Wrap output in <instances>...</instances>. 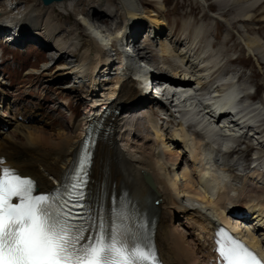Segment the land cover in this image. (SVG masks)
<instances>
[{
    "label": "bare ground",
    "instance_id": "bare-ground-1",
    "mask_svg": "<svg viewBox=\"0 0 264 264\" xmlns=\"http://www.w3.org/2000/svg\"><path fill=\"white\" fill-rule=\"evenodd\" d=\"M214 1H216L215 4L218 8L226 6L223 9H220V11L228 10L229 15L234 14L235 16H233L231 21H234L235 26H240V28L246 33H249L250 30L248 29V24L254 25L255 20H258L259 17L261 18L258 22L264 23V0H228L230 2L228 5L221 0ZM163 2H165V0H163ZM38 3L43 4L42 0H0V32L6 27L12 29L13 26L15 28L14 30L18 28V35H20V37L22 35L19 42L31 38L25 37L24 34H27L28 32L42 35L47 42L51 40L53 43H49L59 52L61 51L59 60H63V58L68 55L67 53H73V58L75 59L74 65L71 64V67L64 68L68 70L64 74L78 75L79 80H88L90 88L96 86L93 90H96L97 86L104 83L102 80L108 75L109 65L112 64V62H110L112 61V58L113 60L114 58H118L117 56L114 57V55L117 54L118 49L123 46L125 37V35L119 30H126L130 33V36L128 37L130 38V42L135 41L144 33L146 35L148 32L147 29L150 26L152 35L154 34V36L150 34L149 37L144 40V43L145 45L147 44L151 46V38L154 37L156 39L161 36L166 29V23L169 26L167 21L165 23L164 20L159 17L160 14L158 15L155 13L156 11L150 12L153 15L156 14V16L151 17L147 16L146 13H141L137 0H110L109 4L111 6L107 5L108 7L105 8V3L102 2L101 7L103 9L109 10L108 8L112 7V11L110 12H115L116 16L120 18V23H117L118 27L114 32H110L111 30L108 28V24L103 23L105 28H107V33L106 31L95 30L96 27L94 28V26H92V21H99L103 19V16H105V18H107V16L102 9L95 7L92 8L90 0H65L54 2L47 6L43 4L42 6L47 9L46 11L39 9ZM59 10L67 12L71 10L73 11V17H77V20H75L70 27L72 35L66 36L64 34L66 38H64V36L58 38V33L61 35L64 30L61 29L62 27L58 22L59 18L56 13ZM71 19L72 16L70 17V20ZM205 19L206 17L203 16L202 20ZM226 24L228 27L230 26V23L226 22ZM80 25L85 27L86 32L89 35L87 36L90 41L88 47L85 49L78 40L77 32H80ZM231 25L233 27L229 28L233 32L235 26L233 23H231ZM176 27L177 24L171 29V35H169V37L174 38L176 34H181L183 40H181L180 37L177 42L170 39L173 43L174 52V46H181L183 44L181 50H178L180 56L177 58V52H175V54L171 53L169 45L162 42V55H157L159 58V64L163 65L164 62L168 64L169 60H171L173 64L177 65V68L189 71H193L190 69H192V64L194 63L197 64L198 68L202 67V70L193 71L196 72V74H192L193 78L191 81L189 80L186 81L187 83L180 84H186L187 87L198 86L200 87V90H203L206 88V83H204L203 79L204 76L211 74V82H214L223 75L236 73L234 70L228 69L231 65H240L246 70L253 68V65L250 64V58L243 59L242 56L227 60V66L222 68L224 65L222 66L220 61L215 60L214 57H208L205 58V60L203 59L205 56H201L200 54L195 56L192 55L188 52V49L192 48L195 44V40L198 38L201 39L202 36L203 38L206 37L204 38L206 43L210 34L209 31H203L201 29L202 31L200 30L197 32L198 26L193 27L192 23H183V31H188L190 36L193 34L191 41L186 40V44L183 42L181 43V41H184L183 31L182 33L181 31L176 33ZM262 28L264 29V26ZM74 32L76 35L73 34ZM10 34H13V32ZM199 35L201 36L199 37ZM218 36L220 35L213 36L215 40V43L212 45L213 49L216 48L215 46L218 41ZM204 39L202 41L200 40L201 43L204 42ZM232 40L233 38L230 36L226 37L224 42L228 45ZM241 40L244 43H248V48L250 50L261 52L260 54L257 53V61H260L264 67V56H262L264 48L258 44V41L253 40L250 37ZM140 44H142V42ZM185 44L187 45L186 47H184ZM145 45H140L137 48L135 52L136 58L132 59L130 68H128L124 74L125 83L123 84L117 99L108 105L110 109L118 110L119 114L112 115L105 120L104 125H106L108 129L103 136V140L97 145L95 151L94 163L91 170L92 182L90 184L93 194V199L91 201L92 214H96L97 200L103 202L106 208H110L112 206V195L116 194L117 196H120L123 191L128 192L132 204L135 206V209L139 210V212H143L146 209L147 204L152 201V208L156 219L155 250L162 264H213V253L211 251L212 243L210 239L211 233L217 228L216 222L221 221L228 223L230 219L234 218L241 210L247 209V212L251 213L254 217L253 220H258V224L261 222V226H264V201L256 202L254 199L244 201L248 192L251 194L254 193L253 188L247 189V192H243L241 196L237 190H234V197L239 198L235 199V202L229 205L227 203L222 207L220 204V202H222L221 200H215L214 196L208 197L206 194L208 193L207 188L212 191L219 188V186H214V182L219 181L220 178H217L216 176L212 177L210 170H208L205 165L199 173V185L201 186L202 191L197 190L191 182L187 184L185 189H181L177 180L172 179L170 176V168L163 162V156L159 155L157 152V150L161 149L160 146H162L163 154L165 156L168 155L170 158H168L169 162L167 163H169L172 168H174L180 160V158L176 156V153L170 149L166 140H164V130L162 131V129L153 123V130L155 131L153 134L155 138L154 140L150 137V134H147L145 137L136 135L135 132L139 131V128L136 123L134 124L131 122L130 116L134 113L136 106L145 105L147 100L141 92L142 83L135 78L140 77L141 73L145 70H150L152 73L155 71L165 73L166 70H168L164 68L165 66L160 68L156 66L154 56H152ZM156 46H158V44ZM200 47L202 48V46ZM150 49L153 50V47L151 46ZM198 51L200 53L199 48ZM43 55L44 59L45 57L47 58L46 53H43ZM51 60H53V58ZM243 61L244 63H242ZM106 63L107 66L105 65ZM100 65H105L103 67L106 68L103 76L100 72ZM118 73L119 72L115 75L114 80L120 83L122 79H118ZM100 76L103 77L102 80L99 79ZM173 76L170 78L176 83L177 80H179L176 79L178 75L175 77ZM184 77L186 78L187 75L185 74ZM261 78H264V74L258 75L252 73L248 78V82L253 84L257 90H260L262 89V85L258 80ZM239 80H246L244 73L239 75ZM106 84L107 83H104L103 86L105 87ZM235 88V84L230 86L223 94L222 99L215 102L212 106L218 111H222L224 106L225 108H229L231 102L227 103L228 100L226 101V99L229 97L230 91H234ZM155 89H158V87H155ZM219 90V87L214 88L213 90H209V94L211 96L215 95ZM152 95L157 96L158 93L155 91ZM94 97L95 96L91 97V99L87 101L88 106L86 107V115L82 120V123L76 122L77 119L72 117L70 121L71 131L63 130V132L57 134L55 138L53 134L47 133L45 129L42 128L34 131L27 130V128H25V130L24 126L18 123V119L14 118L15 125L12 126L13 129L8 128L9 133L0 140V159L5 158V165L35 178L42 192L56 188V184L63 182L74 165L85 128L88 124L93 122V116L99 115L100 109H94V100L96 99ZM177 108L181 110L188 109V104L182 103L180 106H177ZM190 108L192 109L193 106H190ZM260 109L261 108H259L258 111H260ZM183 111L185 115H192V113L187 112V110ZM250 112H252L251 109ZM7 114L10 115V113ZM155 115H157V113ZM3 117L8 116L3 115ZM172 117L173 118L167 120V123L180 127V131H174V135L172 136L174 139L173 142L177 144V146H180V144L185 143V140H188L194 145L196 151L204 153L205 144L198 143L195 137H191L186 132V129L183 126H180L181 124L177 121V118L174 116ZM219 117L220 119H227L230 118V114L225 113L222 116L218 115L214 120H218ZM249 117H251L250 121L254 122L257 117L261 118L262 115L258 116V112H254ZM149 118L153 121L152 116H149ZM198 120L201 125H204L209 129V132H211L212 135H215L213 133L214 131H219V125L216 122H212V119L198 116ZM99 121L100 119H98V122ZM262 122H264V119ZM231 128L235 130V133L241 132V127L237 126V124L227 127L229 130H231ZM260 131L264 132V126ZM142 139L145 141L144 143H141ZM198 148H200V150ZM254 151H257L258 158H264V143L259 144L257 148L252 145L242 148L241 145H238L231 150L229 154L237 155L238 159L235 162L228 164L230 170H234V167H237L238 169H241L243 173L242 175H247L248 171L250 173V163L253 159L249 160V158L250 154ZM226 155H228V153H226ZM203 159L205 162V154ZM203 159L201 161H203ZM189 160L195 165V160H197L195 152L190 154ZM241 162H243L242 165H240ZM145 174L153 180L155 185L154 190L150 189L147 185L144 177ZM242 175L234 174V177L240 179ZM175 177H177V175H175ZM183 195L187 196L190 201H195L200 204L202 209L206 212L209 211V213H205L198 208H187V206L182 205L180 199ZM228 207H231L232 209L225 212L224 210H227ZM176 212H182L185 214V219L188 221V228L191 230L189 237L191 236L192 238H195L197 242L188 240L185 234L178 232L177 229L174 228ZM231 223L232 222H229L228 225L232 227ZM252 224L253 223H251V225ZM242 226L243 225L241 224H237L234 228L240 230L242 229ZM246 229L244 235L252 240L255 247L259 249L263 247L264 250V246H261L262 242L254 232H251L255 230V228L251 231L249 230V227H246Z\"/></svg>",
    "mask_w": 264,
    "mask_h": 264
},
{
    "label": "rangeland",
    "instance_id": "rangeland-1",
    "mask_svg": "<svg viewBox=\"0 0 264 264\" xmlns=\"http://www.w3.org/2000/svg\"><path fill=\"white\" fill-rule=\"evenodd\" d=\"M109 1L110 0H105V1L90 0V3H92L91 5L92 8L95 7L102 9V11L107 16V18L103 16L102 20L92 21V26H94V28L96 27L95 30H100V31L105 30L107 33V28H105L104 26L105 23L108 24V28H110L111 30L110 32H114L115 30H117L118 27L117 23H120V18L116 16L115 12L113 13L110 12L112 11V7L108 8L109 10L103 9L101 7L102 2L105 3L104 8L108 7L110 5ZM221 1L225 2L227 5L230 3L228 0H221ZM137 2L138 5L140 6L141 13H146L147 16L151 17V16H156V14L153 15L150 12L156 11L155 13H157L158 15L160 14L159 17L163 19L165 23L167 21L169 24L168 26L166 23L167 30L165 29L164 33L161 34V36L157 37L156 39L154 37L151 38V46L153 47L154 52L153 50L150 49L151 47L150 45L147 44L145 45L144 43V40H146L150 34L152 35L150 26L147 29L148 32L146 33V35H144L143 39H141L140 42H137L138 47L140 45H145V47L152 54V56H154V61L158 68L165 66L164 68L168 70L182 69V68H177V65L173 64L171 60H169L168 63L169 65L166 64L165 62L163 65H160L159 58L157 57V55L158 56L162 55L161 52L162 42H165L164 44L169 45L171 53L175 54V52H177L178 54V50H181L183 44L181 46H174L175 49L174 52L173 43L171 42V40H175V42H177L179 37L181 38V40H183V38L179 33L176 34L174 38H170L169 37V35H171L170 31L177 24V27L175 28L176 33L180 31L182 33L183 23H188V24L192 23L193 27L198 26L197 32H199L201 29L203 31L205 30L209 31L210 34L207 38L208 39L206 42L207 45L215 43L213 36L220 35L218 36V41L215 46L216 47L215 49L211 48L210 46H207V48L209 47L207 49L208 50L207 55H212L211 57L215 56V60L220 61L222 66L224 65L222 68H225L227 66V60L237 58L238 56H242L243 59L250 58L252 62V63L250 62V64L253 65V68L246 70L244 67L240 65H234V66L231 65L230 67H228V69L234 70L239 75L244 73L246 80L241 81L244 84L243 91H247L248 93L253 94L255 86L248 82V78L252 75V73H256L258 75L264 74V67L262 66L260 61H257L258 54H260L261 52L250 50L248 48V43L247 42L244 43L241 39L250 37L251 39L258 41V44L264 48V29L262 28L264 26V23L258 22L260 21L261 17H259L258 20H255L254 25L248 24L249 26L248 29L250 30L249 33H246L244 32L243 29L240 28V26L238 25L235 26L234 21H231L233 19V16L235 15L234 14L229 15L228 10L220 11V9H223L226 6H223L222 8H218L215 4L216 1L214 0H165V2H163V0H137ZM38 4H39V9H41L42 11L47 10L45 9V7L42 6L43 4L40 3ZM72 13L73 11L71 10H69L68 12L59 10L56 13L59 18L58 22L62 27L61 29L62 30L64 29L61 35L60 33H58V38H60V36H64V38H66L67 35L68 36L72 35V32H70L71 30L70 27L73 24V22L77 20V17L76 18L73 17ZM69 16L70 17L72 16L71 19L72 21L70 20ZM203 16L206 17L205 20H202ZM226 22L230 23L229 27H233L231 23L234 24L235 28L233 32L228 27ZM12 28L14 27L12 26ZM17 29L11 30L10 28L6 27V29L3 32H5L6 34L5 36L9 35L8 33L11 32L18 34ZM79 30L80 32H77L78 40L82 44V47L85 49L86 47H88L90 41L88 37L89 35L87 34L84 26L80 25ZM73 34L76 35L75 32ZM24 35L27 38L30 37L31 38L22 41L18 45V47L17 46L12 47L14 49H8L3 45L2 42H0V82H2L0 83V140L6 134L9 133L8 128L13 129L12 126L15 125V120H13L14 118L18 119L19 121L18 123L22 124L24 126V129L27 128V130L34 131L39 128H42L45 129L47 133L53 134L55 138L56 135L62 133L63 130L71 131L70 121L73 116L71 117V113L67 108V104L69 108L70 107L73 109L75 108V111L80 112L81 114L85 113L86 110L85 108L88 105L87 101L89 98H87V94L84 93L86 88H88L87 84H89L90 86L88 80L82 81L79 80L78 75L64 74L65 72L68 71L64 68H69L72 65H74L75 59L73 58L74 56L73 53L69 52L67 53L68 55H66L63 58V60L61 59L59 60L61 51L59 52L55 47H53L50 44L53 43L51 40L50 41L48 40L50 42L49 43L47 42V40L43 38L42 35L32 34L31 32H28L27 34L25 33ZM192 35L190 36L188 31L184 30L183 31L184 41H181V43L183 42L187 44L186 40L191 41ZM152 36H154V34ZM200 36L201 35H199V37ZM230 36L233 38V40L228 45H226V42H224L225 38ZM204 38L202 36L200 40L202 41ZM141 42L142 44H140ZM202 43L205 44V39L204 42ZM157 44L158 46H156ZM186 44L184 47L187 46ZM16 49H20V50L18 51ZM199 50L200 53L203 51L201 47H199ZM43 53L47 54V58L45 57L44 59ZM200 53L198 52L197 55ZM2 54L3 57H1ZM179 56L180 55L178 54L177 58ZM262 56H264L263 51H262ZM52 58L53 60H51ZM242 63H244V61ZM105 69H106L105 67L100 69L102 76L105 73L104 72ZM192 70H196V71L198 70L196 63L192 64ZM110 72H114V70L112 69V71L110 70ZM154 74L159 75V72L155 71ZM176 75H178L177 77L180 76L176 72L173 77H175ZM102 76H100L99 78L100 80L103 79ZM258 81L262 85V89L258 90V98L263 105L264 78H261ZM103 84L104 83L97 86L96 90L98 88L99 90H101ZM157 85L158 84L154 83L150 87V94L151 92L152 94H154V89ZM88 90L90 91V88H88ZM147 104H149L148 101L146 102V107L145 105L142 107V108L145 107L146 109L139 112L140 115L144 114L146 119H140L139 121H137V126L140 128V131L136 132V135L145 137L147 134H150L151 135L150 137L154 140L155 138L153 134L155 133V131L149 124V116H152L153 118L154 113L151 110V106L148 107ZM7 108L8 111H6ZM7 113H10V115ZM3 115L8 117H3ZM156 121L159 124L158 123L155 124L160 129H162V131L164 130L163 131L165 135L164 140H166L168 146H170V149L176 153V156L180 158L178 164L174 168H172L169 165V163H167L169 162L168 160L169 156L168 155L165 156L163 154L162 151L163 147L160 146L161 149L157 150L159 155L163 156L162 158L163 162L166 163L170 168V176L172 177V179L177 180L178 185L181 189L182 188L185 189L187 184L191 182V184L197 190L202 191V188L199 185V180H197V175L199 176L201 169L204 168V159H203L204 153L196 151L194 145L188 140H185L184 144H180V146H177V144L173 142L174 139L172 136L174 135V131L176 130L180 131V128L175 127L172 124H168L166 123V121L163 120L156 119ZM76 122L82 123V119L81 121H76ZM144 142L145 141L142 139L141 143ZM198 149L200 150V148ZM192 152H195V156L197 157V160H195L196 161L195 165L193 162L189 160L190 154ZM219 158L231 164L233 159H235L236 157L229 158L227 156L226 159H224L223 156H219ZM202 159L203 161H201ZM249 160H252L251 154ZM242 164L243 162L240 163V165ZM260 164L264 165V160H262ZM258 169H260V167H258ZM258 169L254 171L255 174L254 176H252L251 174H249L248 176L242 175V180L236 182L235 185L232 181L233 176L231 174L226 175L228 179L227 185L222 186L217 190H213L212 193L209 192L206 193L207 196L208 197L214 196L215 200H221L223 203L225 204L228 203L229 205L233 201H235V199L239 198V197H234V190H237L241 196V194L247 190V186H248V189L252 187L254 188V193L251 194L250 192H248V194H246L245 196L244 201L254 199L256 202H263L264 180L261 178H264V167H262L260 170ZM215 170H224V169L216 165V167L214 168V172ZM175 175H177V177H175ZM256 176L257 178L260 179L253 181ZM239 183L242 186L243 185L245 186L238 187ZM186 197L187 196L185 195L181 197L180 203H182V205L183 204L185 205L186 202L188 204V206L185 205L187 206V208L194 207L203 210L200 204H198L195 201L194 202L190 201L188 197L187 198ZM203 212L209 213V211L206 212L205 210H203ZM185 218L186 217L184 213L176 212V217L174 220V228L177 229L178 232L185 234L188 240L197 242L195 238H192L191 236L189 237L191 230L188 228V221H186ZM249 218L250 220L248 221V223L245 224H247L249 226V229L251 230L256 228V235H258V237H260L264 241V226L263 225L261 226L262 224L261 222L258 224V220L254 221L253 220L254 217L252 215ZM251 223L253 224L251 225Z\"/></svg>",
    "mask_w": 264,
    "mask_h": 264
},
{
    "label": "snow or ice",
    "instance_id": "snow-or-ice-1",
    "mask_svg": "<svg viewBox=\"0 0 264 264\" xmlns=\"http://www.w3.org/2000/svg\"><path fill=\"white\" fill-rule=\"evenodd\" d=\"M89 162L85 153L61 187L42 192L34 178L0 159V264H160L139 210L126 197L110 208L97 200L95 215L83 211ZM229 239L216 241L223 264H259Z\"/></svg>",
    "mask_w": 264,
    "mask_h": 264
},
{
    "label": "water",
    "instance_id": "water-1",
    "mask_svg": "<svg viewBox=\"0 0 264 264\" xmlns=\"http://www.w3.org/2000/svg\"><path fill=\"white\" fill-rule=\"evenodd\" d=\"M61 1H65V0H42L43 4L45 6L50 5V4L54 3V2H61Z\"/></svg>",
    "mask_w": 264,
    "mask_h": 264
}]
</instances>
